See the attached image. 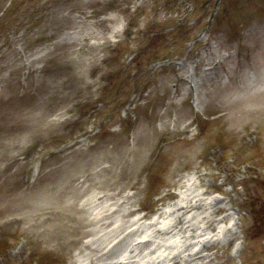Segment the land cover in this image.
I'll use <instances>...</instances> for the list:
<instances>
[{"label": "rangeland", "instance_id": "obj_1", "mask_svg": "<svg viewBox=\"0 0 264 264\" xmlns=\"http://www.w3.org/2000/svg\"><path fill=\"white\" fill-rule=\"evenodd\" d=\"M83 58L94 61L85 91L71 80ZM43 99L50 123L63 122L38 134L3 181V203L20 194L28 206L0 212V264H74L86 254L83 228L65 221L66 235L48 242L42 230L61 222L37 215L53 194H69V182L114 195L119 236L138 219L126 236L135 241L192 177L223 200L218 226L234 232L204 251L209 264H264V0H0V134L14 137ZM102 235L103 250L118 240Z\"/></svg>", "mask_w": 264, "mask_h": 264}, {"label": "bare ground", "instance_id": "obj_2", "mask_svg": "<svg viewBox=\"0 0 264 264\" xmlns=\"http://www.w3.org/2000/svg\"><path fill=\"white\" fill-rule=\"evenodd\" d=\"M102 25L103 22L96 23L97 28ZM104 29L97 32L89 30L84 35L82 34L85 30H82L81 39L87 41L95 38ZM117 32L118 29H115L112 33L116 34ZM100 38L104 39L105 37L101 36ZM103 44H98L93 48L102 51ZM73 52L71 51L70 54ZM93 63V60L88 63L84 58L78 62L81 72L71 76V80H74L72 81L73 88L79 90L82 87L83 91L86 90L89 83L88 80H85V72L92 67ZM70 98L71 96L62 97L61 111L55 113L56 115L62 116L68 110ZM56 105L55 103L54 106L56 107ZM27 109L28 111L24 112L20 123L23 130L17 131L14 137L10 138L0 134V188L3 181L10 177L12 165L20 161L21 156L26 152L32 140L38 134L48 133L53 127L58 128L63 122L58 117L52 119L51 122L53 123H50L48 120L50 113H48L46 99ZM15 120L18 121V119ZM13 127H19V125L13 123L8 128ZM149 149L150 144L145 143L142 152L135 158L138 167L143 168V164L146 162L145 154ZM87 179L88 177L84 178L83 181L79 182V185L83 187ZM69 183L71 184L69 194L64 191L66 189L53 194L49 197L48 212L37 215L41 216L40 223L47 220L53 224L61 222L60 225L53 227L48 224V228L42 230L48 242L56 240L59 242L66 235V231L71 226L66 224L65 221L83 228L84 238L90 236L83 243L86 254L80 253L74 264H84L83 260H86V264H209L212 259L210 255L203 254L204 251L208 250L214 242L220 240L229 242L234 235L230 225L218 226L219 223L225 222L228 217L227 214L220 215L226 208L225 205H222L224 204L223 200L217 197H208L206 190H200V184L193 177L183 182L177 199L150 220L148 225L152 229L151 233L146 238L143 236V238L135 239V241L126 238V236L133 237L136 234L138 229L134 226L138 224V219H132L130 224L123 227V230L127 231V235L119 236L118 226L111 218L115 213V209L112 208L115 203H107L114 195L105 192L101 185L97 183H91L82 191L73 188L72 183ZM4 193H7V191ZM82 193L86 194L84 199L81 197ZM19 195L9 197L5 203H3V198L6 194L1 195L0 212L15 215V212L23 204L28 206L27 200L24 203ZM67 198H73L74 200L66 202ZM94 207H100V211L96 212L95 216H91V213L88 214V210ZM82 213L83 216L80 218L78 215ZM134 213V209L126 212L127 215ZM24 219V215L16 218V220ZM56 221L58 223H55ZM208 231H212L213 236H208ZM100 233L114 236L118 240L106 250H103L100 248L103 246L98 243L100 239L98 234ZM130 241L131 245L129 244Z\"/></svg>", "mask_w": 264, "mask_h": 264}, {"label": "trees", "instance_id": "obj_3", "mask_svg": "<svg viewBox=\"0 0 264 264\" xmlns=\"http://www.w3.org/2000/svg\"><path fill=\"white\" fill-rule=\"evenodd\" d=\"M240 187H241V185H240ZM42 263H43V264H50L51 261H50L49 259H48V260H47V259H46V260L44 259V261H42ZM31 264H33V263H31Z\"/></svg>", "mask_w": 264, "mask_h": 264}]
</instances>
